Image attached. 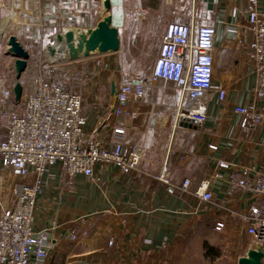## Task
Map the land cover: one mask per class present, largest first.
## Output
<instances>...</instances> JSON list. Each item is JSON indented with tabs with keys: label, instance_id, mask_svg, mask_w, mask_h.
<instances>
[{
	"label": "crops",
	"instance_id": "0c3cea01",
	"mask_svg": "<svg viewBox=\"0 0 264 264\" xmlns=\"http://www.w3.org/2000/svg\"><path fill=\"white\" fill-rule=\"evenodd\" d=\"M110 1L113 24L120 31V49L55 63L56 73L68 77L69 86L72 78H78L76 86L67 89L94 107L88 133L110 142L117 125L127 127L125 145H137L144 153L141 172L123 173L115 164L99 163L94 178L84 174L69 177L59 163L51 164L43 175L33 216L34 229L47 230L53 241L44 264H239V258L250 249L246 225L217 206L244 211L249 199L232 190L229 177L240 175L243 165L264 163V121L243 130L242 117L235 111L237 105L264 104L256 96L257 73L248 55V0ZM105 13L103 0H0L3 88L13 87L16 81V57L8 51L11 35L31 57L53 44L62 29L94 27ZM192 13L197 25L207 23L217 29L214 89L203 126L177 121L179 92L173 83L163 80L148 83L142 98L132 97L126 105L130 117L115 116L112 84L149 81L167 25L172 21L190 23ZM134 37L141 38V46L151 41L155 48L142 72L129 74L123 54L129 49L122 45L123 39ZM28 66L21 77L23 95L28 91ZM219 88L227 90L223 101ZM21 109V101L14 99V110ZM8 119L7 108L0 106V142L6 137ZM211 143L218 148L211 149ZM219 158L232 162L233 169L217 168ZM164 165L171 171L175 188L154 177L162 173ZM14 176L0 158V180L8 186L5 197H0L4 207L13 202L10 179ZM187 178L193 187L204 178L212 179L216 203L194 213L198 202L178 190ZM217 219L226 221L223 231L215 229ZM96 220L102 225L90 229ZM111 237L113 245L109 244Z\"/></svg>",
	"mask_w": 264,
	"mask_h": 264
},
{
	"label": "built area",
	"instance_id": "2783aa9c",
	"mask_svg": "<svg viewBox=\"0 0 264 264\" xmlns=\"http://www.w3.org/2000/svg\"><path fill=\"white\" fill-rule=\"evenodd\" d=\"M246 9L250 34L248 55L257 73L254 89L257 98L264 101V0H248ZM195 19L192 13L190 23L172 21L167 25L156 69L149 81L117 85L115 116L130 117L126 105L132 97L142 98L148 83L163 80L173 83L179 92L177 121L188 120L197 127L203 126L214 89L217 29L207 23L197 25ZM33 65L38 67L35 86L22 96L20 111L14 110L13 87L3 88L4 80L0 76V106L9 112L6 137L0 142V158L16 176L11 186L13 202L0 213V264H44L48 260L53 241L47 230L34 229L33 216L43 175L51 164L59 163L69 177L84 174L94 178L99 163L115 164L123 173L141 172L144 157L141 147L125 145V125L114 128L110 142L88 133L89 113L94 107L85 105L79 93L68 90L56 78L55 63L45 58ZM218 90L219 99L225 100L227 90ZM235 111L242 117L243 130L264 121V104L237 105ZM209 146L218 148L213 143ZM216 165L226 169L234 166L223 158L217 159ZM154 177L174 187L167 165ZM229 183L232 190L247 195L249 206L237 211L219 204L218 210L240 218L246 225L249 248L262 245L264 250V163L258 167L243 165L240 175H230ZM211 184L212 179L204 178L193 187L192 180L187 178L179 186L178 190L198 202L194 213L216 203ZM226 224L224 219H217L215 229L223 231ZM101 225L102 221L96 220L90 229ZM71 237L76 238V234L72 233ZM109 244H114V237L109 239Z\"/></svg>",
	"mask_w": 264,
	"mask_h": 264
},
{
	"label": "water",
	"instance_id": "95a60500",
	"mask_svg": "<svg viewBox=\"0 0 264 264\" xmlns=\"http://www.w3.org/2000/svg\"><path fill=\"white\" fill-rule=\"evenodd\" d=\"M106 13L101 17L94 27H68L62 29L55 35V41L46 47L45 53L51 63H60L82 59L96 54L115 52L120 49L121 37L120 31L113 24V16L110 13L111 1L103 0ZM8 51L15 56V77L13 85L14 99L19 102L23 96V85L21 77L28 65L29 52L17 40L16 36L9 37ZM117 86L112 84V95L114 104L112 111L116 106ZM264 259V250L262 245L250 247L247 255L239 258V264H262Z\"/></svg>",
	"mask_w": 264,
	"mask_h": 264
},
{
	"label": "rangeland",
	"instance_id": "374dc122",
	"mask_svg": "<svg viewBox=\"0 0 264 264\" xmlns=\"http://www.w3.org/2000/svg\"><path fill=\"white\" fill-rule=\"evenodd\" d=\"M130 41L132 43H130ZM123 49L127 50L129 49V52H127V54H125L123 52V54L126 56L127 60H128V72L129 74L132 73H140L142 72V68L144 66H147L148 62L151 59L152 56V50L155 48L153 44H151V41L149 42V44L141 46V38L140 37H134L133 39H128L125 38L123 39ZM33 48V47H32ZM39 48V47H38ZM41 48V47H40ZM41 54L38 55H31V57L29 56V66H28V73L26 74L27 76V86H28V91L27 93H30L34 86H35V80H36V74L38 73V67H35L33 65V63H35L37 60L39 59H45L47 57H45V47L43 46L41 48L40 51ZM134 64V65H133ZM132 65V66H131ZM145 68V67H144ZM56 78L59 79L61 82H63L66 84V81L68 82V77H62L59 76L58 73L56 75ZM72 81L73 85L71 86L72 83H70L69 86V82L68 85L66 86V88L71 89L74 88V86H76V84L78 83V78H72L70 80V82ZM4 175H6V173H4ZM16 179V176H14L13 178L10 179V181L13 183L14 180ZM7 184L5 182V180H0V197H5V188H7ZM4 207V204H0V211L1 209Z\"/></svg>",
	"mask_w": 264,
	"mask_h": 264
},
{
	"label": "trees",
	"instance_id": "16d2710c",
	"mask_svg": "<svg viewBox=\"0 0 264 264\" xmlns=\"http://www.w3.org/2000/svg\"><path fill=\"white\" fill-rule=\"evenodd\" d=\"M207 251H211V247L210 246H207Z\"/></svg>",
	"mask_w": 264,
	"mask_h": 264
}]
</instances>
